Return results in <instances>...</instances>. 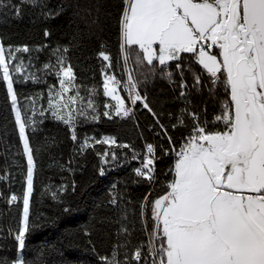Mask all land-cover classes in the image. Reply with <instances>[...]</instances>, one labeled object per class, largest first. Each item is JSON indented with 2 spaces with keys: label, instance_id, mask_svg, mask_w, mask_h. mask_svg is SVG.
Listing matches in <instances>:
<instances>
[{
  "label": "snow or ice",
  "instance_id": "6c2138e0",
  "mask_svg": "<svg viewBox=\"0 0 264 264\" xmlns=\"http://www.w3.org/2000/svg\"><path fill=\"white\" fill-rule=\"evenodd\" d=\"M21 3L41 8L40 14L45 19H54L60 14L45 10V0H21ZM122 4L119 34L126 68L130 62L141 67L146 63L155 74L157 66L167 69L175 62L179 81L174 79L172 71H164L162 76L179 88V98L187 105L191 101L185 71L193 74L192 88L199 92L202 87L201 74L183 63L187 56L211 78L209 92L216 95L223 89L227 98L221 104L220 114L211 121L187 107L182 109L177 124L172 127L186 126L185 116L191 119L192 126L179 146L168 135L167 128L160 125L169 144V148L161 147V151L165 156L174 157V161L166 173L171 179L165 194L151 201L154 223L147 255L142 247L129 253L124 251L126 244L117 243L110 256L100 258L102 264H264V0H122ZM0 7H11L16 16L21 15L20 6L5 0H0ZM43 35L48 38L51 32L45 29ZM45 47L6 46L0 39V82L6 84L27 159L22 217L14 234L21 255L12 264H27L22 253L32 229L30 198L35 163L26 129L31 127L34 131L43 122L33 118L37 115L35 98H26L27 109L19 105L14 85L43 80L28 72L31 60L25 64L18 54H31ZM214 48L218 52L214 53ZM69 50L68 46L57 47L53 52L55 63L43 65L45 75L57 78L58 87H48V107L40 108L38 114L44 117L46 112L50 113L68 126L71 139L79 142L78 124L96 122L101 114L95 102L97 89L84 87L86 94H82L83 86L78 83L76 70L67 55ZM98 58L105 62L101 67L103 96L114 102H105L102 116L130 118L135 106L140 104L160 124L159 114L142 95L137 78L130 72L126 80L118 78L110 53L101 50ZM121 90L127 93V98L120 94ZM69 93L72 94L65 100ZM26 111H31L32 116L25 115ZM96 144L108 146L99 154L104 164L118 161L116 148L132 149L130 144L118 143L114 136L102 139L85 136L80 152ZM161 158L157 155V146L151 143L145 145L143 153L133 149L132 159L140 160V166L134 169L135 175L147 182L155 181L156 163ZM104 173L102 167L99 174ZM52 195L57 198L55 192ZM17 200L12 195L8 203ZM110 202L116 204V198ZM148 207V196H145L142 215ZM0 264L7 262L0 261Z\"/></svg>",
  "mask_w": 264,
  "mask_h": 264
},
{
  "label": "trees",
  "instance_id": "16d2710c",
  "mask_svg": "<svg viewBox=\"0 0 264 264\" xmlns=\"http://www.w3.org/2000/svg\"><path fill=\"white\" fill-rule=\"evenodd\" d=\"M5 3L20 6L21 15L16 16L11 7H0V39L4 44H27L33 49L47 45L41 51L21 54L26 62L31 60L28 72L42 77L43 82L14 85L19 105L27 109L29 100L26 98H35L37 115L33 118L43 121L35 126L34 131L31 127L26 129L35 169L30 198L32 229L26 237L22 257L27 264H102L100 258L110 256L117 243L126 244L124 251L129 253L138 247H142L145 253L146 232H152L154 223L151 201L165 194L166 184L171 179L166 173L174 158L161 151V147L169 148V144L160 125L167 128L168 135L179 146L192 126L191 119L185 116L186 126L172 127L177 124L179 110L187 107L211 121L220 114L226 93L219 89L218 94L212 95L209 92L211 78L187 56L183 61L185 67L190 65L202 77L201 91L197 92L192 88V72L186 71L190 105H184L179 98V88L162 76V72L172 71L174 79L179 81L175 62H171L167 69L157 66L155 74L150 72L146 63L141 67L130 62L126 68L119 34L122 0H45V10L60 13L54 19H45L40 14L41 8L24 5L21 0H5ZM45 29L51 32L48 38L43 35ZM62 46L70 49L67 55L76 70L78 83L83 86L82 94H86L84 87H95L98 91L95 102L100 119L78 124L79 142L71 139L68 126L49 113L46 112L44 117L38 114L39 109L45 106L47 88L57 84L54 75H45L43 65L55 63L53 52ZM101 50L112 56L113 71L118 78L124 81L125 72L137 78L142 95L159 114L160 124L140 104L135 106L130 118L114 116L108 119L102 116L105 102L111 101L103 96L102 91L101 67L105 62L98 58ZM120 94L127 98L124 91L121 90ZM25 115L31 117L32 113L26 111ZM85 136L97 139L114 136L118 143L130 144L132 149H142L155 136L158 154L162 157L156 163L155 182L137 177L135 163L120 164L132 149L116 148L119 159L111 164H104L99 155L107 145L96 144L81 153L80 143ZM89 143L94 144V140ZM102 167L105 169L103 176L99 174ZM26 170L27 159L19 140L6 84L0 82V176L3 177L0 179V261L7 264H12L21 255L17 251L14 234L22 217ZM53 192L57 194L56 199ZM12 195H16L18 200L9 204ZM145 196H148L149 207L142 215ZM113 198H116V204L110 202ZM65 208L70 211L66 212ZM125 228L127 232L123 231Z\"/></svg>",
  "mask_w": 264,
  "mask_h": 264
},
{
  "label": "built area",
  "instance_id": "2783aa9c",
  "mask_svg": "<svg viewBox=\"0 0 264 264\" xmlns=\"http://www.w3.org/2000/svg\"><path fill=\"white\" fill-rule=\"evenodd\" d=\"M127 75H128V72H125V78H124V80H126V78H127ZM186 75H187V72L185 71V77H186ZM178 78H179V76H178ZM187 82V81H186ZM188 91L190 92V90L188 89ZM125 95H126V97H127V93L125 92ZM188 98H189V96H188ZM183 103H184V105H186L185 104V102H184V100H183ZM187 105H190V104H187ZM185 107H183L182 109H184ZM182 109H180L179 110V113H178V115H177V117H179L180 115H181V113H182ZM191 111V110H190ZM135 112V110L133 111V113ZM177 117H176V119H177ZM187 117V116H186ZM188 118V117H187ZM188 119H190V118H188ZM161 128V127H160ZM147 143H151V144H153L154 146H157V143H156V140H155V136L153 137V139L151 140V141H149V142H147ZM147 143H145V145L147 144ZM145 145L143 146V148L142 149H135L137 152H140V153H143L144 151H145ZM165 149H167V148H165ZM133 150V149H132ZM132 150H130L129 152H128V154L121 160V162H120V164L121 165H125V164H129V163H135L136 164V168L137 167H139L140 166V160H133L132 159ZM158 147H157V155L159 156V154H158ZM173 161H174V158H173ZM157 162H158V160H157ZM153 182H155V181H153ZM150 232H146V240H145V242H144V251H145V253H146V255H147V252H148V249H147V244H148V242H149V240H150Z\"/></svg>",
  "mask_w": 264,
  "mask_h": 264
},
{
  "label": "rangeland",
  "instance_id": "374dc122",
  "mask_svg": "<svg viewBox=\"0 0 264 264\" xmlns=\"http://www.w3.org/2000/svg\"><path fill=\"white\" fill-rule=\"evenodd\" d=\"M213 52L215 53V52H218V49H213ZM18 55H20L21 56V54H18ZM24 62H25V64H28V62H26L25 60H24ZM28 71H29V69H28ZM57 85V87H58V84H56ZM47 91H48V88H47V90H46V97H45V106H44V108L45 109H47V107H48V105H47ZM72 93H69V94H66L65 95V100L67 99V96L68 95H71ZM110 99V98H109ZM112 103H114V102H112ZM67 113L65 112V115H66ZM49 115L51 116V114L49 113ZM110 159V158H109ZM112 162H110L109 164H111Z\"/></svg>",
  "mask_w": 264,
  "mask_h": 264
}]
</instances>
